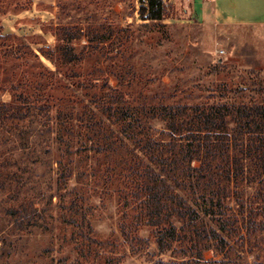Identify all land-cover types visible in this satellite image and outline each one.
Segmentation results:
<instances>
[{"label":"rangeland","instance_id":"rangeland-1","mask_svg":"<svg viewBox=\"0 0 264 264\" xmlns=\"http://www.w3.org/2000/svg\"><path fill=\"white\" fill-rule=\"evenodd\" d=\"M165 2L168 17L151 22L139 17L141 0H0V105L30 109L22 120L0 119V264L179 262L158 250L151 228L122 235L135 213L124 207L118 183L106 179L119 157L98 145L87 119L91 111L104 118L99 110L117 106V95L129 108L123 120L137 118L140 133L165 139L164 124L143 109L219 98L264 102V27L203 24L183 0ZM60 27L95 30L105 41L73 40L85 57L63 65ZM63 121L72 134L59 135ZM126 144L123 154L138 152ZM253 190L245 189L246 197ZM228 205L236 209L231 199ZM11 209L23 212L25 229L15 227ZM229 246L234 263L264 264V232ZM213 258L204 252L206 261Z\"/></svg>","mask_w":264,"mask_h":264},{"label":"trees","instance_id":"trees-1","mask_svg":"<svg viewBox=\"0 0 264 264\" xmlns=\"http://www.w3.org/2000/svg\"><path fill=\"white\" fill-rule=\"evenodd\" d=\"M139 17L163 21L168 17L165 0H141ZM56 35L65 42L57 48L63 65L79 64L85 57L84 50L77 53L69 45L73 40L85 38L90 46L105 41L95 30L60 27ZM115 97L117 106H102L99 113L104 118L91 111L87 124L108 156L119 157L110 164L106 179L118 183L124 207L130 205L135 213L130 225H121L122 235L128 239L132 227L151 228L158 250L177 254L179 262L169 264H237L229 258V241L264 232V102L219 98L143 109V115L164 124L168 138L160 139L140 133L143 126L137 118L123 120L129 108ZM29 110L0 105V119L22 120ZM105 120L117 125L120 134L105 128ZM58 133L72 134L71 122L63 121ZM101 138L107 139L100 144ZM126 141L138 152L129 148L131 153L123 154ZM248 188L254 190L246 197ZM230 199L235 210L228 205ZM73 209L91 231L83 207L73 203ZM9 213L15 227L25 229L23 212ZM209 250L214 258L206 261L204 252Z\"/></svg>","mask_w":264,"mask_h":264},{"label":"crops","instance_id":"crops-1","mask_svg":"<svg viewBox=\"0 0 264 264\" xmlns=\"http://www.w3.org/2000/svg\"><path fill=\"white\" fill-rule=\"evenodd\" d=\"M203 24L264 27V0H183Z\"/></svg>","mask_w":264,"mask_h":264}]
</instances>
